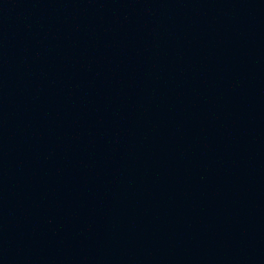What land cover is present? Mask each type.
I'll use <instances>...</instances> for the list:
<instances>
[{
	"label": "water",
	"instance_id": "obj_1",
	"mask_svg": "<svg viewBox=\"0 0 264 264\" xmlns=\"http://www.w3.org/2000/svg\"><path fill=\"white\" fill-rule=\"evenodd\" d=\"M0 264H264V0H0Z\"/></svg>",
	"mask_w": 264,
	"mask_h": 264
}]
</instances>
